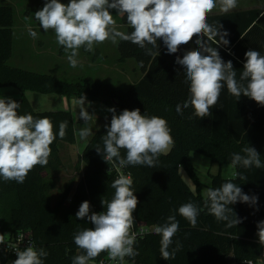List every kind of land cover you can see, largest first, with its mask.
<instances>
[{
	"label": "trees",
	"instance_id": "trees-1",
	"mask_svg": "<svg viewBox=\"0 0 264 264\" xmlns=\"http://www.w3.org/2000/svg\"><path fill=\"white\" fill-rule=\"evenodd\" d=\"M114 13L117 15L116 10ZM119 23L125 26V33L132 31L126 17ZM208 23L223 25L227 31V47L220 45L218 51L222 59L232 61L237 78L245 63V52L256 50L264 55V9L250 8L229 13L208 16ZM14 11L9 5H0V88L12 87L19 91L15 100L21 104L18 114H32L36 118L47 117L57 133L51 145V155L46 166H36L29 172L24 183L3 181L0 178V235H13L19 231L31 232L34 246L44 248L49 255L44 264H72V258L80 252L74 244L73 235L79 229L92 227L91 223L76 219L80 204L90 202V214L102 212L101 199L111 200L114 189L113 180L122 174H131L133 190L139 204L133 213L134 226L152 228L150 232L137 239L139 252L135 258L127 257L132 264H244L245 261L260 260L264 264V246L256 235L257 223L264 220V169H244L238 166L236 172L247 176L246 181L239 178H223L220 174L211 176L210 187H219L226 181L237 183L248 195H256L255 206L237 202L230 205L242 220L238 226L226 228L225 222L217 221L204 207L205 198L201 195L200 183L190 160V153L196 152L219 165L231 163L233 153L244 155L242 148L250 145L260 154L264 164V106L241 95L239 100L222 90L218 104L211 108V116L202 119L188 117L192 109H185L178 115L176 105L182 104L189 95L185 83L183 67L175 63L177 56L197 48L195 38L180 47L176 54H168L162 41H158L159 55H146L145 49L131 42L118 41V61L133 59L142 76L128 88L121 89L109 83L86 77L82 81H65L55 76L28 71L8 64L12 55ZM242 37V38H241ZM206 39V38H205ZM218 39V38H217ZM211 43V42H210ZM215 47V44H212ZM148 47H151L150 45ZM153 49V52H156ZM58 94L67 98L83 95L89 102L100 101L115 108L117 114L124 109L139 108L141 114L158 116L168 122L174 146L167 155H161L156 167L126 166L117 171L112 162L106 163L96 148L103 149V135L106 124H110L111 113L92 134L79 155L83 164L82 177L73 189L67 184L53 204L49 197L51 184L47 179L49 171L61 167L59 149L61 144L73 145L76 142L73 115L70 111H35L26 92ZM67 122L66 135L59 138V125ZM121 156L126 151L121 149ZM182 168L195 184L193 192L179 174ZM110 169V171H109ZM193 202L201 209L197 224L190 223L180 216V205ZM170 215H176L179 231L173 237L169 251L177 241L182 245L175 258L164 260L160 254L161 236L153 228L166 222ZM102 253L96 258H103ZM16 257L3 255L2 264Z\"/></svg>",
	"mask_w": 264,
	"mask_h": 264
},
{
	"label": "clouds",
	"instance_id": "clouds-1",
	"mask_svg": "<svg viewBox=\"0 0 264 264\" xmlns=\"http://www.w3.org/2000/svg\"><path fill=\"white\" fill-rule=\"evenodd\" d=\"M237 6L238 0H69L66 4L61 0H45L43 7L33 15L45 33L49 30L54 32L57 44L69 53L67 59L72 68L80 63L77 57L81 48L93 52L95 45L106 41L113 44L131 42L145 49L146 55L155 56L159 55L158 41L163 42L168 54H176L181 46L195 38L198 47L185 51L175 60L183 67L185 83L189 86L188 98L176 105V112L183 116L184 110L191 108L192 114L188 117L191 120L193 117L211 116L210 109L218 104L225 86L236 100L243 95L264 106V55L256 50L246 51L243 69L237 78L232 61L225 62L218 51V46L229 45L226 39L229 33L221 31L223 25L220 23H208V16L215 9L219 8L226 14ZM112 9L117 15L126 17L132 31L118 30ZM28 34L33 39L38 35L31 27ZM153 49L157 51L153 52ZM85 100L84 95L79 100V115L87 124L93 115L85 109ZM20 105L12 98L0 95V178L5 182L22 184L36 166L48 164L57 133L47 117L18 114ZM107 111L111 113L110 124L105 125L103 149L97 147L96 152L107 164L112 162L117 166L118 172L129 165L156 167L159 157L169 154L174 146L171 129L164 118L141 114L139 108L124 109L119 114L114 107ZM66 128L67 122H61L59 138L65 137ZM78 135L86 140L92 135V130L83 127ZM121 149L126 151V156H121ZM242 152L244 155L232 154L231 168L264 169L260 154L254 147L247 145ZM233 176L247 180V176L240 172L234 171ZM132 186L131 174L121 173L111 183L115 190L111 200L101 199L104 211L90 214V202L85 200L80 204L76 219L86 218L92 227L74 233V244L80 252L73 256L72 264H94L102 253H107L110 261L125 264V257L139 255L134 247L137 233L133 231V213L139 201ZM204 196V207L217 221L225 222L226 228L242 223L230 205L240 202L255 206L258 202L256 195L245 194L237 183L230 180L219 187L207 188ZM200 211L193 202L184 203L177 209L192 227L196 226ZM179 227L176 215H170L165 223L153 228L154 233L161 236L160 254L164 260L174 259L182 247L177 241L175 248L169 251ZM257 229L259 244L264 246V220L257 223ZM3 243V235H0V244ZM14 251L16 259L11 264H44L49 255L44 248L37 249L31 242L26 248L17 247ZM244 264L253 262L248 260Z\"/></svg>",
	"mask_w": 264,
	"mask_h": 264
},
{
	"label": "rangeland",
	"instance_id": "rangeland-1",
	"mask_svg": "<svg viewBox=\"0 0 264 264\" xmlns=\"http://www.w3.org/2000/svg\"><path fill=\"white\" fill-rule=\"evenodd\" d=\"M263 1L264 0H238L237 8L232 11H235L237 9L244 10L250 9L252 7H259L263 3ZM44 2L45 0H9V3H7L6 0H0V5H9L13 8L14 11V58L12 60H9L8 64L10 66H18L28 71H35L36 73H48L56 76L59 79L71 82L82 81L86 77H91L93 79H97L114 85L115 87L121 89L128 88L132 83H135L138 80L140 70L137 67L135 61L133 59H127L126 61H124V63L119 62L117 43L113 44L111 41H106L102 44L95 45L93 52H87L84 50V48H81L77 57L80 63L76 68H72L70 66L67 56L59 55V51L62 46L57 44L55 34L52 30H49L47 33H45L43 30L39 32V34H44L48 37V40L43 45H39L38 41L34 44L33 41L31 42V40L29 41L27 38L26 41H24V39L22 38L21 41H18L21 35L26 34V32L23 30V25L39 23L35 20L33 14L43 7ZM61 2L66 4L69 2V0H61ZM110 11L112 12L114 19L119 26L118 30L124 32L125 28L122 27V25L119 23L120 16L116 15L113 9ZM215 13H221L219 11V8L215 9L210 15H213ZM56 51L58 54L56 53ZM51 53H53L54 55L57 54L56 56L60 59L65 58V63H63L62 61L58 62L53 60L56 63L51 64L52 70L46 68L48 65L45 62V58H47V56ZM18 60H20V62ZM121 68L125 69V73L124 75L119 76L117 74V70ZM132 68H135L136 71L132 70ZM6 88L12 87H2L0 88V92L1 90H6ZM25 96L32 104V107L35 111L42 112L55 110L57 109L58 105L59 108L63 107L60 106V99L62 98V95L42 94L28 91L25 93ZM79 100L80 98L76 99L71 103L70 106L72 109L71 111L74 120L76 142L73 145H60L59 156L61 159V167L57 171H49L47 175V179L51 184L49 197L53 204L58 198L60 191L67 184H71L74 189L76 184L82 177L83 164L79 163V155L92 135L87 137L86 140H82L78 135L79 130L83 127H88L92 130L93 134L96 129H98V127L102 124L104 119L110 114L107 109L111 108V106L106 105L100 101L89 102L87 100L85 101V103L89 106L84 107L90 115H93V117L87 124H85V121L80 118L79 115L81 108ZM63 108L66 111L68 110V108L66 107ZM192 159L198 168V175L200 177V180L203 183H210L209 176L205 171L206 168L202 166L203 163L198 162L195 158ZM213 166L215 167H213L212 169H214V173H216L215 168H217L218 165ZM222 168L223 169L221 175L224 178L226 177V175H229L226 173L227 170H230L231 167L230 164H225ZM179 174L186 182L188 187L194 186V183L182 168L179 169ZM11 262L12 260H9L6 262V264H11ZM125 264L132 263L126 262Z\"/></svg>",
	"mask_w": 264,
	"mask_h": 264
},
{
	"label": "crops",
	"instance_id": "crops-1",
	"mask_svg": "<svg viewBox=\"0 0 264 264\" xmlns=\"http://www.w3.org/2000/svg\"><path fill=\"white\" fill-rule=\"evenodd\" d=\"M6 2L7 3H9V0H6ZM2 4H5V3H2ZM252 8H263L264 9V1H263V3L261 4V6H259V7H252ZM239 10H242V9H237V10H235V11H239ZM245 10V9H244ZM230 12H233V11H230ZM215 14H217V13H215ZM23 25V24H22ZM29 27H31L34 31H36L37 32V38L36 39H33L32 37H30V35L29 34H27L28 33V28ZM122 27H124L125 28V26H123L122 25ZM13 28H14V26H13ZM23 30L26 32V34L24 35H21L20 37H19V39H18V41H21V38L22 39H24V41H26V38L30 41L31 40V42L33 41V43L35 44V42L37 43V41H38V43H39V45H43L47 40H48V37L46 36V35H44V34H39V32L41 31V30H43L42 28H40L39 27V23H36V24H26V25H23ZM28 35V36H27ZM56 53H57V51H56ZM58 54V53H57ZM56 54V55H57ZM56 55H54L53 53H51L50 55H48L47 56V58H45L46 60H45V62L47 63V67L46 68H48L49 70H52L51 68H52V63H56V62H54L53 60H55V61H58V62H60V61H62L63 63H65V58H62V59H60V58H58ZM59 55H61V56H68V54H66V52H65V50H64V48L62 47L61 49H60V51H59ZM55 56H56V58H55ZM14 58V47H13V37H12V55H11V58H10V60H12ZM19 62H20V60H18ZM17 62V61H16ZM122 63H124V62H122ZM15 67H18V66H15ZM19 68H21V67H19ZM23 69V68H22ZM132 70H134V71H136V69L135 68H132ZM116 71V70H115ZM118 72H117V74L120 76V75H124V73H125V69L124 68H121V69H119V70H117ZM35 72V71H34ZM140 72V74H139V76H138V80L141 78V76H142V73H141V71H139ZM46 74H48V73H46ZM49 75H51V74H49ZM52 76H54V75H52ZM56 77V76H55ZM0 95H2L3 97H6V98H12V99H14V100H18L19 99V97H20V93H19V91L17 90V89H15V88H6V90H1V92H0ZM76 99H78V97H74V98H67V97H65V96H62V98L60 99V106H63V107H66V108H68V110L67 111H69L70 110V112L72 113V109H71V103L72 102H74ZM62 101V102H61ZM70 101V102H69ZM85 101H87V99L85 100ZM31 104V103H30ZM31 106H32V104H31ZM59 106V105H58ZM57 106V109H55V110H58V109H60V108H62V109H60V110H64V108L63 107H58ZM84 106L86 107V106H89V105H87L86 103L84 104ZM55 110H51V111H55ZM66 111V110H65ZM195 154H197V155H201V154H199V153H196V152H191L190 153V160H191V163H192V165L194 166V168H195V172H196V175H197V177H198V179H199V181H200V183L202 184V189H201V195L205 198V196H204V191L207 189V188H209V186H210V184H211V176H213V175H215V174H222V167L224 166V165H219V164H217V163H213V162H211L210 161V159L208 158V157H206V156H203V155H201V156H197V155H195ZM192 158H195L198 162H202L203 164H202V166L204 167V168H206V173H207V175L209 176V180H210V183H203L201 180H200V177H199V175H198V168H197V166H196V164L194 163V161H193V159ZM208 163V164H207ZM213 165H218V167L217 168H215V172L216 173H214V169H212L213 167H215V166H213ZM226 169H228V168H226ZM236 172V169H233V168H230V170H227V173L226 174H229V175H226V177H224V178H227V179H231V178H234V176H233V172ZM212 172V173H211ZM222 176V175H221ZM209 184V185H208ZM189 188L193 191V192H195V184H194V186L193 187H191V186H189Z\"/></svg>",
	"mask_w": 264,
	"mask_h": 264
},
{
	"label": "built area",
	"instance_id": "built-area-1",
	"mask_svg": "<svg viewBox=\"0 0 264 264\" xmlns=\"http://www.w3.org/2000/svg\"><path fill=\"white\" fill-rule=\"evenodd\" d=\"M152 228L146 227V226H134L133 231L137 233V239L144 236L148 232H150ZM4 243L0 244V264H2L1 257L3 255L13 256L16 257L14 249L19 247L21 249L26 248L29 242L33 243V238L30 231L22 230L19 231L13 235L8 234H2ZM127 257H125V263L127 262ZM101 261L104 262V264H118V261H110L108 259L107 253L106 255L99 259L95 260L94 264H101ZM253 264H263L262 261H252Z\"/></svg>",
	"mask_w": 264,
	"mask_h": 264
}]
</instances>
